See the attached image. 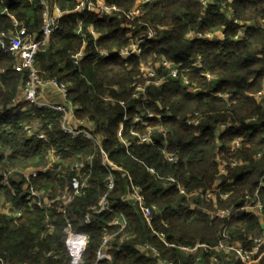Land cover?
<instances>
[{"label": "trees", "instance_id": "trees-1", "mask_svg": "<svg viewBox=\"0 0 264 264\" xmlns=\"http://www.w3.org/2000/svg\"><path fill=\"white\" fill-rule=\"evenodd\" d=\"M50 1L63 11L72 10L76 3V0ZM105 1L115 4L119 11L102 18L89 13L63 15L49 38L48 48L38 52L36 67L42 76L70 84L67 93L76 106L75 117L89 119L93 134L101 138V149L123 171H111L114 185L108 190L105 181L108 171L101 164L99 146L64 133L60 114L53 110L26 103L9 106L25 75L14 68L12 56L0 49V70H3L0 72V172L8 167L28 169L53 161L54 167L60 166L70 178L72 165L92 156L91 163L83 168L89 185L68 207L69 214L75 216L73 230L87 236L84 253L87 264L94 262L105 231L116 229L109 223L119 213L132 239L121 245L120 252L112 250L110 261L100 264H151L135 247L144 241L156 245L175 264H210L212 252L202 254L201 261L196 262L193 255L184 256L177 248L165 246L153 230L164 232L166 241L174 245H191L197 241L213 245L224 239L222 234L226 232L229 240L242 241L248 246V237L259 230L257 215L240 212L229 219L211 220L207 211L212 209V201L199 197L187 199L179 194L176 183L165 185V178L172 175L187 192L211 189L221 178V191L229 196L219 200V206L240 203L246 192L253 193L258 186L264 171V31L248 26L245 35L234 40L238 25L227 13L243 22L264 20V0H213L201 20H198L203 12L200 0H150L143 4H137L138 0ZM135 6L138 13L133 20H127L123 13ZM42 12L40 0H0V30L12 28L13 20H17L27 27L28 33L40 38ZM79 21L86 54L75 64L70 56L82 47V39L75 32ZM128 24L134 25L133 31L126 27ZM147 25L162 29L154 38L145 40L140 54L127 58L99 56L94 44L106 50L123 47L142 34ZM90 28L98 34L95 42ZM217 29H223L224 40L210 42L186 37L190 30ZM161 58L175 65L177 75L165 78L159 86L151 85L146 100L131 98V84L144 80L141 64L153 65L156 78L166 75L161 64L155 66ZM119 101H124V107ZM194 112L201 114L197 126L186 123ZM135 116L145 119L147 124L135 123ZM33 119L44 128L51 124L50 129L45 128L47 139L24 131V122ZM222 123L228 126L216 134L215 129ZM120 128L125 143L118 136ZM147 129L152 131L153 144L140 143L133 134H144ZM236 141L239 147L234 146ZM163 150L173 154L176 161L169 162ZM220 159H235L242 164L228 166L227 174L219 178ZM146 167L155 169L160 178ZM124 173L142 188L152 228L137 204L121 198L129 190ZM58 176H61L59 172L39 174L33 183L56 193L65 183ZM105 193L109 208L94 215L90 223H82L83 215L92 205L97 206L99 197ZM260 199L264 204L263 188ZM187 202L202 207L190 209ZM49 218L50 230L46 228L44 212L27 206L21 182L12 179L8 186L0 185V258L10 264H70L63 231L65 222L55 212ZM221 264L245 263L230 259ZM256 264H264V254L260 253Z\"/></svg>", "mask_w": 264, "mask_h": 264}, {"label": "built area", "instance_id": "built-area-1", "mask_svg": "<svg viewBox=\"0 0 264 264\" xmlns=\"http://www.w3.org/2000/svg\"><path fill=\"white\" fill-rule=\"evenodd\" d=\"M150 0H138L137 4L147 3ZM213 0H200L201 6L203 7V12L198 20H201L205 15L204 11L208 8L209 3ZM43 7V24L41 27V37L28 33L27 27L17 20H13L12 28L7 30H0V49L4 52H8L13 58L14 68L24 72L25 79L19 88L18 93L13 97L11 104L9 106H18L19 104L26 103L29 106H34L37 108H44L48 110H53L60 114V128L61 130L68 134L71 138L81 137L83 139H88L94 142L100 147L101 152V164L106 168L108 174L106 176L107 189L110 190L114 185V178L112 175V170L123 169L111 163L107 154L101 149V138L93 134V125L89 119H77L75 117L76 106L68 98V88L67 83L58 81L53 77L42 76L40 71L36 67V56L38 52L45 51L49 46V38L53 32L57 30L58 20L66 13H89L95 14L99 18L105 16H112L119 9L115 4H109L105 0H76V3L72 10L63 11L57 4H53L50 0H40ZM138 6L133 7L131 10L126 11L124 14L127 20H133L134 16L138 13ZM231 21L238 25L236 34L234 35V40H240L245 35V31L248 26H257L264 31V20L243 22L230 12L227 13ZM82 22H78V27L76 29V34L82 39V47L76 53L71 54L70 58L75 64H77L85 56V40L82 36ZM131 31L134 30L133 24H128L126 26ZM162 26L156 29L152 26L147 25V29L140 35L136 36L135 39L129 41V43L120 48H114L112 50L100 49L94 43L95 48L99 56L102 57H122L127 58L131 55H138L141 52V45L145 40L152 39L158 30H161ZM90 35L93 38V42L98 37L95 30L90 28ZM187 38H199L207 40L210 42H218L225 39V33L223 29H217L213 31H199L190 30L186 34ZM161 64L167 71L166 75L156 78V71L153 65L150 63L141 64L140 72L143 75L144 82H133L131 87L133 88L131 98L134 100H146L147 94L145 92L147 85L159 86L162 81L167 77L174 78L177 75V69L174 64L161 58V61L155 66ZM3 72V70H0ZM188 84L187 80L184 81ZM105 100H110L109 97H105ZM119 104L124 107V101H119ZM25 110V107H23ZM150 117L151 114L148 113ZM125 119V118H124ZM201 121V114L199 112H194L190 115L186 123L188 125L197 126ZM135 123H140L146 125L145 119L141 117H134ZM228 124H219L217 128L221 130L226 128ZM46 129L51 128V124H46ZM45 128L38 120L25 121L23 124V129L28 135H35L39 139H47ZM220 130V131H221ZM138 142L145 144H153L152 131L147 129L144 134H137ZM118 136L121 138V128L118 131ZM122 142L125 140L121 138ZM235 147H239V142L234 143ZM163 154L169 162H175L176 158L173 154L168 153L163 150ZM259 154H257V157ZM92 156H87L85 160L75 162L70 171L73 176L67 178L65 171L61 169L60 166L54 167L53 161L47 162L40 167H33L28 169H23L20 167H8L2 172H0V185H9L12 179L21 182V187L24 192V199L29 208H40L44 212V218L46 222V228L49 230L52 228V224L49 221V216L51 213L55 212L59 214L65 222L63 231L66 234V248L70 257V264H87L84 260L85 247L87 242V236L85 233L74 231L72 220L75 216L69 214V205L72 200L85 193V189L89 185L88 175L83 173V168L88 163H91ZM242 164L240 161L235 159H220L218 165V175L219 178L227 174L228 166H236ZM146 169L152 174L160 178L158 172L151 167H146ZM48 172H59L61 176H58L59 181H64L62 189L58 188L56 193H53L51 189L36 187L33 180L38 177L39 174H46ZM129 180V190L126 195L122 196L123 200L128 199L141 209L143 216L147 222V225L152 228L151 217L148 211L144 207V196L142 194V188L134 184L128 174L124 173ZM166 184L176 183L179 194L184 195L187 199L199 197L203 200L212 201V209L207 211V214L211 220L222 218L229 219L237 213L244 212L248 214H255L259 217V230L257 233L251 234L248 237L249 245L245 246L242 241H231L227 236L226 232H223L222 237L215 244L210 245L206 242L197 241L191 245H174L166 241V235L164 232H157L153 230L156 237L167 247H175L184 256L193 255L196 262L201 261L202 254L211 253L210 264H221L223 260L235 259L245 264H256L260 253L264 254V219L263 210L264 204L260 199V190L264 189V171L261 178L258 181V186L255 188L253 193L246 192L238 204H231L225 206H219V200H225L228 198L229 193L221 191V178L216 180L211 189L193 190L187 192L185 188L176 182V179L169 175L165 178ZM106 193L99 197L98 205H92L90 211L85 213L82 218V223L88 224L91 222L92 217L102 211L107 210L108 200ZM188 207L191 209L193 207L201 208L194 202H187ZM154 208V206H153ZM17 215H20L17 212ZM113 218L109 225L115 226L114 231H105L99 247L95 251V260L92 264H100L101 261H110L112 258V250L120 252L121 245L126 241L132 239L130 234H123L118 239V243L115 245L113 242L116 239L118 233L123 230L126 226V222L122 217V214ZM118 229V230H117ZM136 249L147 259L151 260V264H175L174 260L169 259L162 255L158 247L148 241L140 242L136 244ZM47 255H50L48 252ZM0 264H10L0 258ZM11 264H27V263H11Z\"/></svg>", "mask_w": 264, "mask_h": 264}, {"label": "rangeland", "instance_id": "rangeland-1", "mask_svg": "<svg viewBox=\"0 0 264 264\" xmlns=\"http://www.w3.org/2000/svg\"><path fill=\"white\" fill-rule=\"evenodd\" d=\"M143 82H144V80H143ZM143 82H141L142 84H143ZM67 83V82H66ZM69 83H67V88H69ZM151 85H147L146 86V90H145V92H146V94H147V98H148V93H147V89L150 87ZM220 128H216L215 129V132H216V134H219V132H220ZM202 207V206H201ZM121 213H119L118 214V216L120 215ZM115 217H117V216H114L113 218H115ZM118 230V229H117ZM123 234H127V232L125 231V228L123 229V230H121L119 233H118V235H117V237H116V239L114 240V244L116 243H118V239H119V237H121Z\"/></svg>", "mask_w": 264, "mask_h": 264}]
</instances>
